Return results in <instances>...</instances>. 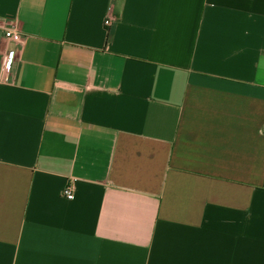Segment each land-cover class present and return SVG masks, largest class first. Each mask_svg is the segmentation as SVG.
Masks as SVG:
<instances>
[{"label": "crops", "instance_id": "0c3cea01", "mask_svg": "<svg viewBox=\"0 0 264 264\" xmlns=\"http://www.w3.org/2000/svg\"><path fill=\"white\" fill-rule=\"evenodd\" d=\"M6 60L0 264H264V0H0Z\"/></svg>", "mask_w": 264, "mask_h": 264}, {"label": "built area", "instance_id": "2783aa9c", "mask_svg": "<svg viewBox=\"0 0 264 264\" xmlns=\"http://www.w3.org/2000/svg\"><path fill=\"white\" fill-rule=\"evenodd\" d=\"M113 22V18H107L105 23L108 26H111ZM6 37L12 39L13 41L16 42H21L22 41V34L18 28V26L16 24H11V26H9L8 28H6ZM11 55V54H10ZM8 61L6 60V64L3 67L2 70V75L0 78V82L2 80H6L9 76V72H8ZM63 195L66 196L69 199H72L74 197V184L73 182H69L64 190H63Z\"/></svg>", "mask_w": 264, "mask_h": 264}]
</instances>
